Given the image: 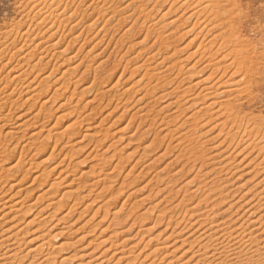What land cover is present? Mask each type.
Returning <instances> with one entry per match:
<instances>
[{
	"label": "rangeland",
	"instance_id": "rangeland-1",
	"mask_svg": "<svg viewBox=\"0 0 264 264\" xmlns=\"http://www.w3.org/2000/svg\"><path fill=\"white\" fill-rule=\"evenodd\" d=\"M31 1L32 0H0V42L3 41L5 43L11 40L10 37H8L9 39L6 38L5 41V38L3 39L4 36L2 35H4L6 31H9L15 26L19 25L22 31L24 30L26 31L27 28L33 29L34 27L33 24H35L36 22L35 18H33L34 23L32 20L31 25L29 24V22H24L25 21L24 14H27L29 12L32 13L36 12V9H34L33 11V8L32 7L30 8V6H32V4L30 3ZM53 1H54V6L57 5V9H58L57 12L60 13L61 11V13L63 14L64 11L65 12L64 15L66 17H68L69 15L70 16L72 15V17H74L72 18L74 21L71 19L65 25L63 24L64 28L61 27L63 28L62 32L64 34H67L63 42L66 45V47L64 48L70 49L71 52L70 54L68 53L69 54L68 57L72 55L71 57H74V59L68 62V59H66L67 56L64 58H58V60L56 58H51L46 63H44L45 62L44 61L43 63L39 64L38 67H40L41 70L37 69L39 71V72L37 71L39 75L37 74L38 76V77L36 76L37 82L34 84H37L39 82V76L42 77L48 75L50 74V72H53L54 70V72L50 76V81L48 82V86L46 85L45 86L46 88L44 87L43 89L40 87L34 99H29L28 101L20 105L24 101L23 99L29 96L28 94H24L22 92L19 105L13 106V109L15 108V110H11V114H13L15 117H17L18 115L20 116V114L21 115L24 114V116H20L19 120H15L14 118L12 122L9 121V123H7L8 121H6V119L0 121V129H2L1 132L3 134L7 132L9 133L12 132L11 133L12 135H9L6 141L3 140V138H1L0 136L1 140H3L1 141L2 143L0 142L1 145L0 151L2 150L4 151L0 153V161L2 160L1 161L2 163L0 162V164H3L2 165L3 167L0 168V181H1L0 188H3L4 190L7 189L10 184L14 183V178L18 179V177H20L22 174L25 173L23 176L24 178L23 177L21 178L23 182H21L20 186L18 187H22V186L25 187L27 185H30V183L32 182L30 188L28 189L29 194L27 193L29 196L24 193L15 194L14 190H11V191H6L8 193H6L5 199L8 198L7 200H9V202L15 201V199L16 200L20 199L23 201L25 205H29L30 203L31 204L35 203V207L31 209V211H28L26 213L27 216L25 217L20 215V217L18 216L16 220L15 218L14 220H11L9 219L12 217L11 216L12 213H11L0 219V237H1L2 229L7 227L9 223H12V221L14 222L17 221L18 222L17 226L24 227V229L26 228L32 229L33 227H38L40 224L39 222H41L39 228L42 229V231H44L43 229L46 228L45 231L48 233L46 234L47 238H50L49 234H54V233L57 234L54 238L49 239L50 240L49 243L52 244L47 245L41 252L30 251L27 254L28 249H30L34 245V243L22 245L20 247L21 248L20 255L24 254L23 256H25L26 254V256L25 258H23V260H20L18 262L15 261L14 263H13V259H8V260L5 259L6 257L5 255L7 252L6 250L7 245L1 244L2 246L0 245V264H8V263L27 264L29 261L36 264L38 263V261L42 260L44 256L46 258V253L48 251L49 252L51 251L50 253L53 252V254H50L51 255L50 261H53L50 264H60L61 263L60 260L62 258H66V261L63 264H78V263L80 264L81 260L79 261V256H77L78 251L82 246L86 245L84 243H86L85 241L89 239H90L89 241L92 243L90 245H93L96 242L105 239V244L104 243L101 244L98 250L102 249L103 247L109 246L111 242L122 247L124 242L123 239H126L128 236L129 237L133 236L134 233H136L138 229H140L141 227L153 226L152 224H154L155 222L154 217L156 216V213L158 211H161V213L162 212L167 213L171 210L170 208L174 207L176 204L179 203L178 201H180V199L181 201L184 199L183 194L185 188L181 189L179 192L177 191V189L180 188L186 182V180L192 179L191 177L197 174L196 173L198 172L197 170L201 169L199 168L200 161L197 160L196 158L197 156L195 157V155L207 151L208 147L210 148L216 144V140L208 141V142L205 141L215 133L217 135L218 128L213 130L212 132H208V133L205 132L206 129L208 130L210 128V125H212L214 121H210L209 122L210 125L207 124V126L198 127L195 129L193 126L190 127V125H192L195 118H193V120L191 118L185 119L188 114L192 113L198 107V105H195V107L193 106V108L188 109L182 115L180 111H175L176 113L177 112L180 113H177L176 115L174 114V116H172L171 119L170 118L162 119V116H164L166 112H164L163 114L161 113L159 115L156 112L157 108L159 109L160 106H165V104L168 105V103L170 102H171L170 104L173 103L174 105L176 102L182 103L183 98L180 97L185 96L184 94H182L183 92L182 89L189 83L188 81L190 80L188 78H187L188 80L185 79V81L182 83V87L176 88V86L178 85L177 82L180 83L181 81L180 79L183 77L182 74H184V77L187 75L185 74L186 73L185 69L188 66H191L194 63V65L192 66L194 69L191 71V73L193 72L195 74V75L193 74L194 77L198 75L197 77L200 78V77H204L206 74L207 75L210 74V73L208 74V72H210V69L206 67V65H204L205 59L198 60V56H200V54H198L199 51L197 49L199 48L198 45H201L200 42L202 41H203L202 45L205 46L206 44L205 41L209 39L210 34L204 35L205 34L204 32L197 33L199 32L200 27L194 23L196 22V17L194 16L189 17V14L196 7V6L194 7V3L196 0H190L189 3L191 5L190 7H187L188 0H106V1L53 0ZM56 2H59V4H57ZM251 4L252 6L250 7L252 8V10L255 11L257 14L259 13L261 16L260 19L264 22V0H253ZM93 6L94 7L96 6L95 7L96 10L93 8ZM97 9L102 11L101 14H97L98 13ZM32 13L31 15L29 13L30 17L33 15ZM88 22L90 23L92 22L91 24L93 25L90 31L85 30L86 26L89 24ZM76 24L79 25L75 27ZM28 25L29 27H27ZM48 25L41 26L42 33L43 30L48 27ZM61 28H59V31L61 30ZM69 29H71V32H68ZM48 34L49 32H46L44 34L45 37ZM72 35L78 37L77 40L78 42L76 41L74 43L73 41L72 42L69 41L70 43L69 44L67 42L68 39L72 37ZM194 35L197 37H195ZM160 38L163 40H161ZM56 39L53 38V41H55ZM190 39L192 40V43ZM163 41H166V43ZM18 43L19 42L15 43V45L17 44L16 45L17 47L20 46V44ZM130 45L131 47H129ZM165 45L167 46V49ZM184 45L186 47L183 48L182 46ZM16 46H12V48L16 50L17 49ZM259 47L263 48V49L259 48L261 51H264V47L262 45ZM162 49L165 50L162 51ZM196 49L198 52L195 55L192 51H195ZM38 51H35V53L37 54ZM76 53L77 55H75ZM148 56H150L151 58H148ZM5 58L6 59L2 60V63H5L9 57H5ZM11 61L13 65L16 63L15 62L16 59H12ZM77 63H79L78 64L79 66L77 65ZM178 63L180 66L182 64V66H187V67H185L180 73L175 74L176 71H178L177 68L179 66ZM99 64H101V68L99 67ZM176 64L177 67H173ZM69 65H77L78 67L71 74L69 73L67 75L68 73L67 72L63 76L62 71L67 69ZM52 66L55 67L53 68ZM7 69L8 68L2 70L3 71L2 73L4 74V72H6ZM132 69L134 72L132 71ZM33 73L34 72L31 73V75L29 76L30 78L28 77V79H31L33 77L34 75ZM173 76L174 77L176 76L177 79L176 77L174 78ZM262 77L264 79V74ZM56 78L58 79L56 80ZM115 83H117V85ZM85 86L88 87L86 92L84 93V95L83 93H81L82 95H80L79 92L80 89ZM109 88L111 89L109 93L111 94V96L109 95V97H107L98 94L99 91H101L100 89L103 90ZM7 91L9 92L10 88L6 90L5 93H7ZM112 93L115 94L112 95ZM260 93L258 92L259 102L256 99L251 100L250 98L247 99L245 98L243 100V103H245L244 106L248 107L247 109L251 108L250 111L253 112L251 113L253 114V116L254 114L256 115L258 114L259 116L261 112L262 113L260 115L264 114V107H263L264 102H262V100H264L263 90L260 91ZM50 96H51L50 98L51 100L48 99ZM138 98H141L142 100H140L141 102L136 103V100ZM175 98L177 99L175 100ZM46 99L48 100V102H46V105H43L42 102ZM260 100L263 103V105L261 104ZM247 101L249 103H246ZM143 103H146V105ZM178 103L176 104L179 105ZM116 104L118 105V107ZM149 104H150V110L148 107ZM151 104L152 105L154 104V106H151ZM173 104L170 106V109H173L174 107ZM260 104L262 106H260ZM124 105H127L126 108H124ZM254 105H256L257 107H255ZM139 106H142V110L140 111V113L141 112H142L141 114L145 113L144 116L147 115L145 116V118L144 116H142L143 118L140 119L139 114L138 115L132 114L134 111H136L137 107ZM146 106L148 107L147 110L148 113L151 114L149 115L150 117L146 113L147 112L145 109ZM253 106L255 108H253ZM122 107L125 110L122 109ZM152 107H154V109ZM247 109L245 111H248ZM7 110L8 108L6 107L5 110L6 113ZM154 113L156 116L154 115ZM34 114L35 116H37V118L34 116ZM171 114L173 115V113ZM175 116H177V118ZM146 117H148V119ZM206 117L207 116H204V119H206ZM131 119L134 120L132 121ZM21 120L27 121L24 132H18L15 129L16 123L21 122ZM189 120H191V122ZM42 121H45V123ZM167 121L169 122L166 123ZM179 122L180 124H178ZM181 122H183L182 125ZM1 124L2 125L5 124L4 127ZM42 124L44 125V127L46 125L47 129L53 126L51 138L49 139H42V137L40 138V141L46 143V144L44 143V145H46L47 151L44 150L43 152L45 153L43 155L37 156L38 158L37 157L33 158L32 156L35 155V153L38 154L41 152L42 149L39 148L41 146L34 148V146L32 145L31 147L26 146V148L25 147L23 148L22 147L24 144L23 142L25 141V139H27L28 135L32 133V130H36L37 128L36 126H38V128L43 127ZM124 127L126 131H124L125 130ZM195 130L198 131L196 132ZM192 132H196V133H192ZM22 134L25 135L23 136ZM45 134L46 132H44L43 135ZM129 134L132 135L131 138L127 137L129 136ZM83 135L85 136L88 135V136L85 137ZM223 135H224L223 131L220 132L221 138ZM69 136L71 137L70 139H68ZM135 136H138L137 138L139 140H137ZM119 138H123V139H119ZM17 140L20 142L19 144H17L18 143ZM55 140L59 141L58 142L59 144L57 143L58 149L61 148L62 150L59 154L53 155V158L51 157L53 159L51 163L59 162L60 164H62V166L58 168V170L59 171L62 170L65 172L64 173L62 172L60 174L58 173L57 170L51 173L47 172L49 176L47 177L45 176L44 180L41 179L42 177H39L38 180L33 181L32 178L35 177L37 174H40L44 168V165L38 166L37 163L41 159H44L45 157L50 155L49 152H51L50 149L53 148V145L56 143V142L53 143ZM68 140L69 142H67ZM78 140L79 141L82 140L81 141L82 144L76 142ZM38 141L39 140H37V142ZM74 141L75 143L72 144L74 146L70 145ZM177 143L179 145H177ZM145 144L147 146L146 151H144L145 149L142 148L145 146ZM192 144L194 146H192ZM225 144L227 143H224V145ZM79 145L84 146V148L77 149L76 152L74 151L75 153H73L70 150L71 148L75 149L76 146ZM181 146L182 147L185 146L186 148H182ZM187 146L189 149L187 148ZM199 147H200V151L198 150ZM201 147L203 150L201 149ZM181 149L183 150L186 149V153L188 152V155L185 152H183V150ZM10 150L11 151L15 150L14 154H16V156H14L13 159L10 158V161H8L10 157V153H9ZM208 150L210 151L211 149ZM191 151H193L195 154L193 152L191 153ZM190 153L191 155L192 154L193 155L192 156L189 155ZM244 155H246V153ZM193 157L195 158V160ZM241 158L242 155L237 156V159H241ZM250 159H252V156L248 157L244 162H242V164L239 165L237 170H233V172L236 171L232 174L233 176L232 175L230 176V174L229 175L218 174V176H216L214 180L216 179L219 180V177L223 179H221L220 181L216 180L217 182L214 185L210 184L211 182H209V178H211L212 176L205 175L206 177L205 178L204 171L208 169L210 170L211 168H215L216 167L215 164L214 167V165L210 163L213 167L210 166L207 169L206 167L205 168L202 167L203 169L201 172H199L198 175L203 178H199V176L197 178L203 180V183H201V185H204L205 182L207 183L206 186L211 185L210 186L211 190L214 189L213 191H211L212 193L217 192L216 190H218L217 189L218 187L222 188V185L223 188L226 187L224 186L225 183L224 179H227L228 176L229 179H232L235 175L241 174L240 175L241 179L236 180L235 181L236 183L234 184L242 182L244 177H247L245 176L246 175L245 171H247L246 169L248 167H244V164L247 163ZM15 161L16 162L19 161V163H21V170L12 173L15 176H9L7 178L6 176H4L5 174L1 172L2 169L7 166V164L4 163L7 162L14 163ZM194 164L195 166L196 165L197 166L195 167ZM255 164L256 162L251 163L252 166H254ZM26 169L29 171L28 174H26L27 173ZM98 173L99 174L107 173V176L109 175L110 176L107 179L97 181L96 184L94 181L95 179L98 178V176H100L98 175ZM2 176L4 177L2 178ZM194 177L195 176H193V178ZM52 181L54 183L57 182L59 183H57V185L55 186L53 185L49 189V192L47 194H44L45 196H43L42 193L44 192V190L50 187L49 185ZM218 184H220L221 186L220 185L218 186ZM226 188L230 189L231 186H228ZM245 189L246 188L238 189L236 191L237 194L235 193V195L234 193H230L229 194L230 196H228L227 199H224L226 200L225 202L227 203L230 202L229 199L232 202L238 196H240L239 193L241 191H245ZM69 190L72 191V193L74 192L73 193L74 195L72 194V196H70L71 193H69L67 197H64V199L62 200L64 206L62 208L58 210L56 209L54 210L53 207L56 205L49 206L50 208L46 207L48 201H53V200L57 201L62 196V193L64 191H69ZM230 192H235V191L231 190ZM232 194L234 195L233 198H232ZM37 195L38 196L42 195L43 199L37 198L38 197ZM211 197L212 194L209 198ZM208 202L211 203L209 199ZM225 202H224L225 205L224 204L220 205V207L214 209L215 214L219 210H221L219 211V215H218L219 217L221 215L222 216L225 215L227 217L228 215H230L229 216L230 218L233 217L232 219H235L243 211V208H240L238 209V211H236L237 213H233V211H235L236 209L235 208L229 212L230 214H228L229 210L227 212H222V210L224 209L223 207H226ZM73 203L75 204V206L72 208L73 211L71 210L72 211L70 212L71 215L68 217L67 221L65 220H62L61 222L57 221L56 220L57 217L67 212L68 207L71 206V204ZM41 207L44 208L42 210L43 212H40L41 217H45L47 213L52 211V209L54 211H57L56 214L54 215L56 217H53V219L49 217L43 218L42 221L44 220L45 223L37 219L34 222V224L32 225L30 224L27 227L25 224L26 219L30 220V218H32V214H34L35 211H37ZM99 207L100 209H98ZM151 207H153L154 209L153 208L151 209ZM203 208H204V204L201 205V210ZM146 209H150V210H146ZM115 210L119 211L118 213L121 216L119 220L112 219L111 213L112 211ZM231 212L233 215H231ZM187 215H186V220H188L187 218L189 216ZM7 221H11V222H7ZM74 221H75L74 223L75 225L72 228V231L75 230L77 227H80L82 224H84L83 225L84 227L81 230L78 229L79 231L77 230L78 231V232L76 231L77 233L75 232L74 234L62 235L60 231H65L66 228L68 227L67 226L65 228V226L68 225L70 222H74ZM165 221L166 220H161L160 224L159 222H156L154 224L155 228L158 229L157 231H160L162 228H164L166 223ZM162 222L164 223L162 224ZM53 224L56 225L49 231L50 227ZM112 230L114 231V233L115 232L117 233V234L115 233L117 236L113 233ZM120 231H122V233ZM83 232L85 235H87L85 236L86 238L79 243L72 244L77 239L78 235H80ZM31 233L32 232H28L27 234H25L24 235L25 239L31 237L32 235ZM199 233L200 231H197V234L196 232L193 233L192 237L194 236L196 237V235L198 236ZM109 235L111 236L110 238ZM143 235L144 237L142 241L138 242L135 248L134 247L131 248V251H134V253L138 252L140 249H142L143 253H145L148 250H150L151 247L157 244L156 241H151L148 242L147 246H145L146 241L151 234L150 233L146 234V232H144ZM184 236H187V233H184L183 237ZM66 237H70L68 241H66L67 240L65 239ZM106 237H108L107 243H106V239H107ZM139 237H141V235ZM136 240H138V238ZM53 244L54 245L60 244V246L61 245L62 246L56 248V250L55 249L52 250V247L54 246ZM124 245H125L124 249L128 250L126 247H129V245L127 244L128 246H126V243H124ZM48 246H51V248H49ZM183 247L185 246H182L181 249H183ZM179 252L180 249H178V251H176L175 254L178 255ZM2 256L4 257L3 259ZM177 263L178 262L175 261V264ZM42 264H48V263L47 261H44Z\"/></svg>",
	"mask_w": 264,
	"mask_h": 264
},
{
	"label": "bare ground",
	"instance_id": "bare-ground-1",
	"mask_svg": "<svg viewBox=\"0 0 264 264\" xmlns=\"http://www.w3.org/2000/svg\"><path fill=\"white\" fill-rule=\"evenodd\" d=\"M104 1H106V0H104ZM252 1L253 0H196L195 1L194 7L195 6L196 7L189 14V17H192V16L196 17V22H194V23L200 27V30L197 33L204 32L205 33L204 35L210 34L209 39H207V41H205L206 44L204 42L205 46L202 45V42H203L202 41V42H200L201 45H198L199 48H197L199 51L198 54H200V56H198V60L199 59H201V60L205 59L206 64L204 63V65H206V67H208L210 69V72H208V74L209 73L210 74L209 75L206 74L207 76L205 75L204 77H200V78L197 77L198 75L196 77H194L195 74L193 72L191 73V71L194 69L192 67L194 65V63H193V65L188 66V67L182 66V64L180 66L179 63H178V65L180 67L179 66L177 67V64L174 65L173 67L178 68V71H176L175 74L180 73L185 67H187L185 69V72H186L185 74H187V75L184 77V74H182L183 77L180 79L182 82L179 80L181 83V86H180L179 82H177L178 85L176 86V88L182 87V83L185 81V79L188 78L190 80V81H188L189 83L182 89L183 90L182 94H184L185 96H183L182 94L181 95L183 97L179 96L180 98H183V101H182V103L176 102L179 105H177L176 103L174 105L172 103L174 106L173 109H170V106L172 105V104H170L171 102L168 103V105L165 104V106H160L159 109L155 108L158 115L166 112V114L164 116H162V119H165V118L171 119L172 116H174V114L176 115L177 113L181 112V115H182L188 109L193 108V106L195 107V105H198V107L192 113L188 114L187 117L185 118V119L191 118L192 120H193V118H195L192 125H190V127L193 126L196 129L198 127L207 126V124L210 125L209 122L214 121L213 124L210 125V128L208 130L206 129L205 132H207V133L212 132L213 130L218 128L217 129L218 130L217 135L215 133L209 139L205 140L206 142L216 140V144L214 146H212L210 148L208 147V149H211L212 151L211 150L209 151L207 149V151H204L206 153L201 152V154L195 155V157L197 156L196 157L197 160L200 161V163H199L200 167L199 166L198 167L201 169H199L197 167L199 170H197L198 172H196L197 173L196 175H193L195 177L193 178V176H192L191 177L192 179L186 180V182L180 188L177 189V191L179 192L181 189L185 188L184 194H183L184 197L183 196L182 197L186 201L184 199H183L184 201L183 200L181 201V199H180V201H178L179 203L176 204L174 207L170 208L171 210L169 212H167V213L162 212L161 213V211H158L159 213L158 212L156 213V216H155L156 218L154 217V221H155L154 224L156 222H159V224H160L161 220H166L165 226H164V228H162L163 230L161 229L162 231L161 230L157 231L158 229L155 228L154 224H152L153 226L141 227L140 229H138V231L136 233H134L133 236H131V237L128 236L129 237V238L127 237L128 239L127 238L123 239L124 242L122 241L123 242L122 247L111 242V244L109 246L103 247L102 249L98 250V248H100L99 246H101V244H103V243L105 244V239L102 241L96 242L93 245H90V244H92L89 241L90 239L86 240L85 241L86 243H84L86 245L83 244L84 246H82L79 249L78 254H77V256H79V261L81 260L80 264H175V261L178 262L177 264H264V114L260 115L262 113L260 111L261 113L259 112L260 113L259 116H258V114L257 115L254 114V116H253V114H251L253 112L250 111L251 108L247 109L248 107H245L244 106L245 103H243V100L245 98L246 99L250 98L251 100L256 99L258 101V92L260 93V91H262V90L264 92V81H263L264 79L262 77L264 74V71H263V68H264V63H263L264 51H261L260 49H263V48L259 47L261 45L264 47V30H263L264 22L260 19V17H261L260 14L259 13L257 14L250 7V6H252V4H251ZM30 3L32 4V6H30V8L32 7L33 11H34V9H36V12H33V13L29 12L30 15H31V13L33 14L31 17L29 16V13L24 14V17H25L24 22H29V24L31 25L32 20L34 23L33 18H35L36 22H35V24H33V26H34L33 29L31 28L32 29L31 30L30 28H27L28 31H27V29H26V31L25 30L22 31L21 27L19 25L15 26V27L12 26L13 27L12 29H10L9 31H6L5 34L2 35V36H4L3 39L5 38V41H6V38L9 39L8 37H10L11 40L9 42H5L6 44L3 41L0 42V121L6 119V121H8L7 123H9V121L12 122V120L14 118H15V120H19L20 116H24V114L23 115L20 114V116L18 115L17 117H15L13 114H11V110H15V108L13 109V106L19 105V101L21 100L20 97H21L22 92L24 94H28L29 96H27L25 99H23L24 101L20 105H22L23 103H25L29 99H34V97L36 96V93L39 91L40 87L43 89L46 85L48 86V82L50 81V76L54 72V70H53V72H50V74L47 73L48 75H45L42 77L39 76V82L37 84H34L37 82V79H36L37 74L39 75V73H37V71H38L37 69H40V67H38L39 64L43 63L44 61H45L44 63H46L51 58H56L58 60V58H64L67 56L66 59H68V62L72 61L74 59V57H71L72 55L70 57H68V55L70 54L71 51L68 48H64V47H66V45H65V43H63L67 34H64L62 32V29L64 28L63 24L65 25L67 22H69L74 17H72V15L71 16L69 15L70 17L69 16L66 17L64 15V13H65L64 11H63V14L61 13V11H60V13L57 12L58 11L57 5L55 4L56 6H54L53 0H32ZM56 3L59 4V2H56ZM91 3H92V1H91ZM141 3H142V1H141ZM189 3H190V0L187 1V7L191 6ZM183 4H185V3H183ZM183 4H181V5H183ZM95 7L93 6L94 9H95ZM99 9H97L98 10L97 14H101V12H102ZM85 10H84V12H85ZM184 12H185V10H184ZM24 22H23V24H24ZM75 23H76V21H75ZM88 23L89 24L85 28L86 31H90L93 27V25L91 24L92 22L91 23L88 22ZM45 25H48V27L47 28L44 27L45 29L43 30V33H42L41 26H45ZM77 25H79V24H76L75 27ZM72 26H73V24H72ZM27 27H29V25ZM61 27H63V28H61ZM192 27H194V26H192ZM59 28H61L60 31H59ZM29 29H30V31H29ZM172 29H175V28H172ZM147 30H146V32H147ZM46 32H49V34L45 37L44 34ZM68 32H71V29H69ZM78 34H79V32H78ZM96 34H97V32H96ZM77 36L72 35V37L70 39H68L67 43H69V41H71V42L73 41L75 43L78 40ZM195 37H197V36H195ZM53 38H55V39L57 38V39L55 41H53ZM161 40H163V39H161ZM190 41L192 43L191 39H190ZM17 42H19L18 44H20L19 47L16 46L17 44L15 45V43H17ZM163 42L166 43V41H163ZM12 46H16L17 49L14 50L12 48ZM129 47H131V45ZM182 47L184 48L186 46L184 45ZM182 47H180V48H182ZM166 49H167V46H166ZM168 49H169V46H168ZM197 49L195 51H192L195 55L198 52ZM11 50H12V52H11ZM157 50H158V48H157ZM163 50H165V49H162V51ZM178 50H179V48H178ZM35 51H38V53L36 54ZM152 54H154V53H152ZM75 55H77V53ZM192 55H191V57H192ZM189 56H187V57H189ZM5 57H9V58L5 63H2V60L6 59ZM148 58H151V57L148 56ZM12 59H16V61H15L16 63L14 65L11 61ZM64 61H65V59H64ZM150 61H152V60H150ZM174 62H176V61H174ZM78 64L79 63H77V65ZM77 65H69V67L67 69L62 71L63 72L62 75L64 76L65 73H67V72H68L67 75L69 73L71 74L79 66V65L78 66ZM41 67H42V65H41ZM99 67L101 68V64H99ZM5 68H8V69L3 74L2 70H4ZM204 68H202V69H204ZM57 69H58V66H57ZM124 69H125V67H124ZM132 71H133V69H132ZM134 71H135V68H134ZM32 72H34L33 77L31 79H28V77L31 75ZM188 74H190V75H188ZM176 76H178V75H176ZM143 77H144V75H143ZM57 79L58 78H56V80ZM176 79H177V77H176ZM115 84L117 85V83H115ZM9 88H10V91L9 92L7 91V93H5L6 90H8ZM87 88L88 87H86V86L81 88L79 91L80 95H82L81 93H83V95H84ZM74 90H76V89H74ZM100 90L101 91H99V93H98L99 95H103V96H107V97H109V95L111 96V94H109L111 91L110 88L109 89H103V90L100 89ZM114 94L112 93V95H114ZM50 98H51V96L48 99H50ZM176 99L177 98H175V100ZM259 99H260V97H259ZM140 100H142V99L138 98L136 100V103L141 102ZM248 101L246 103H249ZM46 102H48L47 99L44 100L42 102V104L46 105ZM260 102H261V100H260ZM262 102H264V100H262ZM262 102H261V104L263 105ZM66 103H67V101H66ZM143 104L146 105V103H143ZM261 104H260V106H262ZM126 106L127 105H124V108H126ZM151 106H154V104L153 105L151 104ZM254 106L257 107L256 105H254ZM254 106H253V108H255ZM6 107L8 108L7 113L5 111ZM41 107H44V106H41ZM117 107H118V105H117ZM148 107L150 110V104ZM148 107L146 106V108H145L146 111L148 110ZM124 108L122 107V109H124ZM152 108L154 109V107H152ZM246 109L248 111H245ZM141 110H142V106H139V107H137L136 111H134L132 114H136V115L139 114V118L141 119V118H143L142 116H144V114H145V113L141 114L142 113V112L140 113ZM175 111H180V112L176 113ZM146 113L148 114V116L151 115L148 113V111ZM171 113H173V115ZM254 113H256V112H254ZM154 115H155V113H154ZM255 115H256V117H255ZM34 116H35V114H34ZM145 116H147V115H145ZM145 116H144V118H145ZM204 116H207L206 119L207 118L208 119L207 120L204 119ZM35 117L37 118V116H35ZM175 117L177 118V116H175ZM43 118H45V117H43ZM146 118L148 119V117H146ZM167 120H169V119H167ZM172 120H174V119H172ZM45 121H42V122L45 123ZM189 121L191 122V120H189ZM139 122H141V121H139ZM164 122H165V120H164ZM168 122L169 121H167L166 123H168ZM183 122H181V125ZM2 123H3V121H2ZM26 124H27L26 120L25 121L21 120V122L16 123L15 129L18 132H24ZM40 124H41V122H40ZM178 124H180V122ZM4 125H2V126L4 127ZM38 126H39V124H38ZM38 126H36L37 131L32 130V133H30L28 135L27 139H25V141L23 142L24 144L22 146L23 148L24 147L26 148V146L31 147L32 145L34 146V148L41 146V147H39L40 149H42L41 152L38 154L35 153V155H33V156L31 155L33 158L40 156V155H43L45 153L43 151L47 149L46 145H44L45 142L40 141V138L42 137V139H49V138H51V134H52V127L53 126L49 127L48 129L46 128L47 127L46 125H45V127L43 125V127H40V128H38ZM178 128H180V127H178ZM124 129H125V127H124ZM200 129H202V128H200ZM1 131H2V129H0V136L5 141L9 135H12L11 134L12 132L11 133L7 132V133L3 134ZM119 131H120V129H119ZM124 131H126V129ZM222 131H223L224 135L221 138L220 132H222ZM44 132H46L45 135H43ZM196 132H192V133H196ZM73 134H75V133H73ZM22 135L24 136L25 134H22ZM83 136H85V135H83ZM86 136H88V135H86ZM127 137L131 138L132 135L129 134V136H127ZM135 137L137 138L138 136H135ZM1 138H0V142L3 141V140H1ZM70 138L71 137L69 136L68 139H70ZM119 139H123V138H119ZM37 140H39V141L37 142ZM137 140H139V139L137 138ZM81 141L82 140H80V141L78 140L76 142L82 144ZM58 142L59 141L55 140L53 142V143H55L53 145V148L50 149L51 152L48 151L50 153V155H48L44 159H41L37 163L38 166L44 165V168L40 174H37L35 177L32 178L33 181L38 180L39 177H42L41 179L44 180L45 176L46 177L49 176L48 173H51V172L56 171V170L58 171L59 174L62 172L63 173L65 172L62 170H60V171L58 170V168H60L62 166V164H60L59 162L51 163V161L53 160L52 159L53 155L59 154L62 150L61 148L58 149V144H59ZM67 142H69V140ZM19 143L20 142L18 141L17 144H19ZM66 143H64V144H66ZM74 143H75V141L73 143H71L70 145H72ZM150 143H151V141H150ZM203 143H204V141H203ZM203 143H201V144H203ZM224 143H227V144L224 145ZM193 144H192V146H194ZM177 145H179V144L177 143ZM195 145H196V143H195ZM72 146H74V145H72ZM188 146H187V148H188ZM146 147H147L146 144L144 147H142L143 149H145L144 151L147 150ZM202 147H201V149H202ZM39 148H38V150H39ZM80 148L83 149L84 146L79 145V146H76L75 149L71 148L70 150L73 153H75L76 150L80 149ZM182 148H186V147L184 146ZM181 150H183V149H181ZM198 150L200 151V147ZM7 151H8V149H7ZM14 151L10 150V152H9L10 157H9L8 161H10V158L13 159V157L16 156V154H14ZM56 151H57V153H56ZM193 151H191V153ZM2 152H4V151L3 150L0 151V153H2ZM183 152L186 153V149L183 150ZM195 152H196V150H195ZM5 153H6V151H5ZM191 153L189 155H191ZM245 153H246V155H244ZM186 154L188 155V152ZM239 155H242L241 159H237V156H239ZM251 156H252V159H250L247 163L244 164V167H248V168L246 169L247 171H245L246 172L245 176H247V177L243 176L244 179L242 182L234 184V183H236L235 182L236 180L241 179V176H240L241 174L240 175L237 174L238 176L235 175L236 177L234 176L233 177L234 179L233 178L229 179V176L227 179H224L225 183L229 182V180H230L229 183H227V184L224 183V186H226V187L231 186L230 189H227L226 187H224L226 189L225 190L223 188V185L221 188V187H218L220 185V184H218V186H217L218 188L216 187L218 190L215 189L217 192L212 193L211 191H213L214 189L211 190V188H210L211 185L206 186L207 183L205 181H204L205 184L201 185V183H203V180L197 178L199 176L198 175L199 172H201L203 168L206 167V169H207L208 167L215 164L216 165V167L214 165L215 168H211L210 170L208 169V170L204 171V177H205V175L212 176L211 178L213 180L211 178H209V182H211L210 184L214 185L217 181H220L221 179H223V178L219 177V180H217V179H216L217 181L214 180V178L216 176H218V174H224V175L230 174V176H231L234 172H236V171L233 172V170H237L239 165H241L242 162H244L248 157H251ZM193 158H191V159H193ZM1 159H2V157H1ZM194 160H195V158H194ZM19 161H17V162L15 161L14 163L13 162L4 163V164H7V166L5 168H3L1 171L5 174L4 176H6L7 178L9 176H15L12 173H14L15 171L21 170V163H19ZM210 161H213V162H210ZM253 162H256V164L254 166L251 165V163H253ZM193 163H195V162H193ZM196 163H197V161H196ZM2 165L3 164H0V166H1L0 168L3 167ZM194 166H195V164H194ZM47 169H49V170H47ZM26 172H27L26 174H28L29 171L26 169ZM24 174H22L20 177H18V179L14 178V183L10 184L7 189L4 190L3 188H0V219H2L3 217H5L11 213H12L11 214L12 217L9 218L11 220H14V218L16 220L18 218V216L20 217V215L25 217V216H27L26 213L28 211H31V209H33L35 207V203L34 204L30 203L29 205H25L23 203V201L20 199L19 200L15 199V201H10V202H9V200H7L8 198L5 199L6 193H8L6 191L14 190L15 194H21V193H24L26 195L29 194L28 189L30 188V185L32 182L30 183V185H27L25 187H23V186L18 187V186H20V183L23 182V180L21 178L24 176ZM98 175H100V176H98V178L95 179V181H94L95 183L99 180L101 181L103 179H107L110 176V175L107 176V173L106 174H104V173L99 174L98 173ZM201 175H203V174H201ZM4 176H2V178ZM95 176H97V175H95ZM199 178H203V177L199 176ZM57 183H59V182H57ZM57 183H54L52 181L49 185L50 187L47 188L46 190H44L42 195L45 196L44 194H47L49 192V189L53 185L54 186L57 185ZM249 183H252V184H249ZM0 185H1V181H0ZM15 187H18V188H15ZM240 188H246V189H245V191H241L240 192L241 194L239 193L240 196H238L236 199L234 198L235 200H233L232 202L230 199H229L230 202H228V203L225 202L226 200H224V199H227L228 196H230L229 195L230 193H234V195H235V193L237 194L236 191ZM2 189H3V191H2ZM231 190H234L235 192H230ZM223 191L226 193H224ZM178 192H176V193H178ZM69 193H71L70 196H72V194L74 192L72 193V191H70V190L64 191L62 193V196L57 201L53 200V201H48V203L46 202L47 203L46 207L56 205L53 207L54 210L55 209L58 210V209L62 208L64 206V203L62 200L64 199V197H67V195H69ZM211 194H212V197H211L212 199L209 198L211 196ZM13 195H14V193H13ZM26 195H23V196H26ZM42 195H40V196L37 195L38 196L37 198L43 199ZM234 195L232 194V198L234 197ZM142 198H144V197H142ZM208 199L211 203L208 202ZM224 202L226 203V207H223L224 209L222 210V212H227L229 210L228 214H230L229 212L235 208L236 209H235V211H233V213H237L236 211H238V209H240V208H243V211L241 213L239 212L240 215L237 214L238 217H236L235 219H232L233 217L230 218L229 217L230 215H228V217H227L224 214H223L224 216L221 215L222 217L221 216L219 217L218 216L219 211H221V210H219L215 214L214 209L220 207V205H223ZM202 204H204V208L201 210ZM74 206H75L74 203L71 204V206H69L67 209L68 211L65 212L64 214H62L61 216L57 217L56 220L60 221V222L62 220L67 221L68 217L71 215L70 212L73 211L72 208ZM86 206H85V208H86ZM41 208L38 210L35 209L37 211H35V213L32 214V218H30V220L26 219L25 224L27 227L30 224L31 225L34 224V222L37 219L42 221V219L46 218V217H49L52 219H53V217H56L54 215L56 214L57 211H54L53 209H52V211L47 213L45 217H41L40 212H43L42 210L45 207L42 209ZM152 208L153 207H151V209ZM98 209H100V207ZM146 210H150V209H146ZM209 210H210V212H209ZM84 211H85V209H84ZM118 212L119 211H116V210L112 211V213H111L112 219L119 220L121 218V216ZM82 213H83V211H82ZM23 214H25V215H23ZM186 215L188 216V218H187L188 220H186ZM231 215H233L232 212H231ZM214 217H216V218H214ZM106 218H107V216H106ZM75 221L70 222L68 225H66L65 228L68 226L66 228V230L60 231V233L62 235L74 234L78 229L81 230L84 227L83 226L84 224H82L80 227H77L75 230L72 231V228L75 225L74 224ZM7 222H11V221H7ZM42 222L45 223L44 220ZM17 223H18L17 221L16 222L12 221V223H9V225L7 227L2 229L1 237H0V245L1 244L7 245V249H6L7 252L5 251L6 252L5 259H7V260L13 259V263L15 261L18 262L20 260H23V258H25L26 254H25V256H23L24 254L20 255V253H21L20 247L22 245L34 243V245L30 249H28L27 254L30 251L41 252L47 245L52 244V243H49V241H50L49 239L54 238L57 234V233L49 234L50 238H47L46 234H48V233L45 231L46 228L43 229L44 231H42V229L39 228L41 222H39L40 224L38 227H33L32 229H30V228L24 229V227H18ZM99 223H97V224H99ZM163 223L164 222H162V224ZM56 224H53L50 227L49 231ZM95 226H97V225H95ZM127 229H125V230H127ZM122 231H120V232L122 233ZM197 231H200L199 235L198 236L196 235V237L195 236L192 237V234L195 232L197 234ZM28 232H32L31 233L32 235L28 239H25L24 235L27 234ZM144 232H146V234L147 233L151 234L148 237L145 246H147L148 242H151V241H156L157 244L155 246L151 247L150 250H148L145 253H143L142 249H140L138 252L134 253V251H131V248H133V247L135 248V246H137V243L142 241V239L144 237V235H143ZM113 233H114V231H113ZM184 233H187V236L183 237ZM81 234L78 235L77 239L72 244L79 243L86 238L85 236H87V235H85L84 232ZM140 235H141V237H139ZM110 237L111 236L109 235V238ZM69 238L70 237H66L65 238V239H67L66 241H68ZM106 238H107L106 239V243H107L108 237H106ZM137 238H138V240H136ZM66 243H69V242H66ZM124 243H126V246L129 245V247H126L128 250L124 249L125 248ZM61 246H60V244H58V245L55 244L52 247V250L53 249L56 250V248L61 247ZM182 246H185V247H183V249H181ZM48 247L51 248V246H48ZM178 249H180V252L177 255L175 253H176V251H178ZM50 252L48 251L46 253V258L44 256L42 258V260L38 261V263H36V264H42L44 261H47L48 264L52 263L53 261H50V258H51L50 254H53V252L52 253H50ZM3 256H2V259L4 258ZM32 258H33V256H32ZM65 261H66V258H62L60 260V262H61L60 264H63ZM27 264H34V263L29 261Z\"/></svg>",
	"mask_w": 264,
	"mask_h": 264
}]
</instances>
